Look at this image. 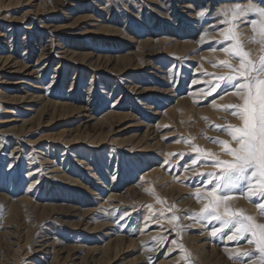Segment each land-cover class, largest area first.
<instances>
[{
	"label": "rangeland",
	"instance_id": "374dc122",
	"mask_svg": "<svg viewBox=\"0 0 264 264\" xmlns=\"http://www.w3.org/2000/svg\"><path fill=\"white\" fill-rule=\"evenodd\" d=\"M248 3L264 7V0H0V47L4 49L0 56L10 52L9 42L13 43L11 51L18 55L20 46L28 50V63L20 73H5L14 70L13 61L20 63L21 56L14 58L15 54L3 68L5 71H0V139L10 140L4 148L0 145V164L3 159L8 160L14 146L17 148L13 156L20 154V175L11 187L13 198L21 202L35 195L45 196L48 184L58 189L49 195L60 196L64 189L81 197L73 201L74 209L64 213L42 214L39 208L25 207L27 212L20 211V216H24H18L10 227L12 231L17 228L13 238L5 233V226H0V255L9 253L5 245L8 241L15 246L24 243L25 223L29 222L32 227L28 229L36 233L29 246L36 251L24 263L37 259V264H51L55 256L53 264H81L83 257L84 264H104L101 248L108 242L114 244L113 240L121 234L124 241L109 264H186L182 259L184 252L177 245H183L192 264H209L210 260L211 264L219 258L217 264H259L256 255L230 259L225 251L226 247L232 252L237 248L252 251L247 239L212 237L209 233L213 226H219L218 222L209 225L190 218L204 203L191 193L213 186L208 183L213 177L207 175L213 171L211 162L199 160L193 165L196 154L192 145L211 150L221 159H230L221 152L220 145L205 137H218L235 147L230 136L210 125L241 123L230 111L213 107L242 103L226 82H219L215 92L205 95L209 82L215 83V78L205 73L219 76L231 71L213 64L225 59L234 67L240 63L221 50L231 42L217 43L222 41L224 26L220 24L223 17L217 19L216 14L223 7ZM201 11L206 12L204 17L197 15ZM250 18L256 17L250 14ZM104 24L110 30L100 29ZM18 26L27 29L22 33ZM7 28L15 29L14 33L4 34ZM236 31L248 58L256 62L262 52L259 42L249 40L254 35L251 24L241 21ZM202 33H206L203 42ZM41 49L47 53L37 62ZM58 50H65V58L59 57L61 53L55 54ZM134 65L139 68L133 70ZM123 66L125 69L120 71ZM36 69L41 71L42 81L34 79L36 74L32 71ZM28 72L32 76L26 78ZM51 79L55 83L45 97L40 87L47 86ZM38 94L44 97L37 98ZM49 100L60 104L48 105ZM112 109L115 116L104 115ZM9 128L19 134L9 133ZM184 138L191 143L183 142ZM4 149L8 151L4 153ZM173 153L176 155H170ZM13 168L11 164L6 188L11 186ZM29 172L32 181L43 176L40 185L27 188L28 179L23 175ZM3 174L2 166L0 185ZM52 176L58 181H53ZM48 177L51 181L46 184ZM73 179L81 187L70 185ZM145 189L154 190L165 203H158ZM238 192L233 190L235 196H241ZM67 196L66 202L72 199ZM173 204V212L179 217L176 230L169 223L173 212L167 211ZM249 205L258 215L256 202ZM231 206L238 209L237 205ZM5 207L0 206V223ZM81 218V224L71 227ZM85 221L91 227L96 222L105 225L100 232H89L83 229ZM43 230L47 235H43ZM172 239L176 243L169 247ZM148 247L151 251L146 250ZM195 247L202 256L196 254ZM39 248L41 252L37 251ZM88 249L94 250L86 253ZM112 254L113 249L108 256L113 257Z\"/></svg>",
	"mask_w": 264,
	"mask_h": 264
},
{
	"label": "snow or ice",
	"instance_id": "6c2138e0",
	"mask_svg": "<svg viewBox=\"0 0 264 264\" xmlns=\"http://www.w3.org/2000/svg\"><path fill=\"white\" fill-rule=\"evenodd\" d=\"M255 16L256 18H250ZM199 17L206 15L205 11L197 14ZM220 19V24L224 27L221 30L222 41L217 43L231 42L224 51L231 58H238L239 67H234L229 60H219L213 67L223 66L229 68V73L216 76L214 73H205L213 76L215 83L209 82L208 90L205 95H211L220 86L219 82L227 83L228 87L234 89L242 103L236 105H213L218 110L230 111L237 117L241 123L239 126L226 123L224 125L211 124L217 131H224L235 144L232 147L227 140L218 137H205L212 143L221 146V152H224L230 159H221L219 155L211 150L203 149L199 145H192L193 153L196 154L192 159L195 165L199 160L210 161L213 171L207 173L213 177L208 183L213 186L205 188L203 192L200 188L193 195L198 202L204 201L199 212L192 213L190 218L197 221H205L207 224L218 222L219 226H213L209 233L212 237L227 235L230 241H238L241 238L247 239L253 250H235L234 252L225 249L230 259L237 257H251L256 255L259 264H264V223H259L252 215H248L244 209H234L231 201L236 197L233 190L239 191L242 198L249 202H256L259 215L264 216V7H258L255 4L247 5L234 4L229 7L218 9L216 18ZM243 21L252 26L253 36L250 41L259 42L262 54L256 62L249 59V53L244 51L242 43L239 41L236 29L239 23ZM206 33L201 34L203 42ZM207 120V117H202ZM203 135V132H201ZM185 143H191V140L184 138ZM170 155H176L175 153ZM182 155V154H181ZM203 183V182H201ZM152 194L158 203H165L154 190L145 189ZM258 201V202H257ZM147 207L151 208V205ZM175 205L167 208L168 212H173ZM3 210L0 209V215ZM163 215V212H161ZM179 219L174 212L169 219V223L174 224ZM207 226V225H206ZM229 230L225 233V230ZM154 239H157L154 237ZM175 244L176 242L173 241ZM183 252L182 259L186 264H191L190 254L183 249V245H177Z\"/></svg>",
	"mask_w": 264,
	"mask_h": 264
},
{
	"label": "bare ground",
	"instance_id": "6f19581e",
	"mask_svg": "<svg viewBox=\"0 0 264 264\" xmlns=\"http://www.w3.org/2000/svg\"><path fill=\"white\" fill-rule=\"evenodd\" d=\"M186 7V6H185ZM11 25V24H10ZM42 25V24H41ZM19 27V26H18ZM109 27L110 26H108V25H103L100 29H106V30H110L109 29ZM14 28V27H13ZM27 28H22L21 29V27H19V31H21L22 33H24V30H26ZM30 29V28H29ZM8 31H13L12 32V34L14 33V31H15V29L13 30V29H11V28H7V30H6V32L4 33V34H7V32ZM17 31V30H16ZM28 33V32H27ZM35 33V32H34ZM42 33V32H41ZM25 34H26V32H25ZM30 35V37H32V34L31 33H29ZM46 34V33H45ZM2 36H3V34H2ZM42 36V35H41ZM5 37H7V36H5ZM4 37V38H5ZM24 37V36H23ZM23 37H21L20 39H22ZM11 38V37H10ZM11 40V39H10ZM9 40V41H10ZM31 40V39H30ZM14 42V41H13ZM10 43V45H8V50L10 51L8 54H6V55H4L3 54V56H0V71H2V72H4L5 71V69H3L5 66H7L8 65V63H10L12 60H13V56H14V54H15V57L14 58H16V57H20V63H18V60H15V61H13V63H15V67L14 66H11V67H14V70L13 69H11V70H13V71H10L9 72V70H8V72H5L6 74H14V73H20L21 71H22V69H24V68H26V64L28 63L27 62V60L25 59L26 57V52H28V50L26 51V49L25 48H22L21 46L18 48V50L20 49V55H18V54H16V53H14V52H12L11 50H12V46H13V43L11 44V42H9ZM21 43V45H24L22 42H20ZM25 43V42H24ZM42 43V42H41ZM38 45V44H37ZM31 46V45H30ZM56 46H58V45H56ZM2 47L3 46H1L0 47V55H2V52L4 51V49H2ZM62 47V46H61ZM58 48V49H63V48ZM39 48V47H38ZM42 48V47H41ZM49 48V47H48ZM52 48V47H51ZM57 48V47H56ZM17 49V46H16V48L14 49V50H16ZM45 49V48H44ZM49 50V49H48ZM31 51V49L29 50V52ZM18 52V51H17ZM35 52V51H34ZM55 52V51H54ZM31 53V52H30ZM47 53V52H46ZM44 51H42V49H41V52H39V54H38V57H37V62L42 58V57H44V55L46 54ZM60 54L61 53V56H59L60 58L61 57H64V53H66L65 52V50H63V51H57V53L55 52V54L57 55V54ZM31 54H33V53H31ZM69 54H70V52H69ZM68 54V55H69ZM13 55V56H12ZM92 55V54H91ZM29 56V55H28ZM31 57V56H30ZM85 57V56H84ZM55 58V57H54ZM65 58V57H64ZM71 58H72V56H71ZM97 60L99 59V57H97L96 58ZM24 60V61H23ZM31 61V60H30ZM33 61V60H32ZM36 62V61H35ZM36 62V63H37ZM17 63V64H16ZM35 63V64H36ZM35 64H34V66L33 67H35ZM91 64H92V62H91ZM60 65V64H59ZM140 65V64H139ZM139 65L137 66V67H135V65L134 66H131V68H134L133 70H135V68H139ZM35 69V68H34ZM57 69V68H56ZM123 69H125V66H123V67H121L120 68V71H122ZM43 73V72H42ZM31 74V72L29 73L28 72V75H24V76H27L26 78H28L29 76H32V75H30ZM32 74H36V76H34V79H36V80H41L42 81V75H41V71L40 70H33L32 71ZM119 74V73H118ZM120 75V74H119ZM9 76V75H8ZM53 77V76H52ZM24 78V77H23ZM31 78V77H30ZM120 79V78H119ZM40 81V82H41ZM57 81V80H56ZM92 82V81H91ZM19 83V82H18ZM53 83H55V80H52L51 79V81H50V83L49 84H47V86H41L40 88H42L41 90V93L42 92H44V96H45V94L47 93V92H50V90L49 89H52L51 87L53 86ZM14 84V83H13ZM91 84V83H90ZM52 91V90H51ZM143 93V92H142ZM136 94V93H135ZM141 94V93H140ZM33 96V95H32ZM41 96H43V95H40V94H38V95H36V97L37 98H41ZM43 96V97H44ZM46 97V96H45ZM48 97V96H47ZM13 98V97H12ZM12 98H10L11 99V101H14V100H12ZM5 99H7V98H5ZM9 99V98H8ZM7 99V100H8ZM14 99V98H13ZM16 99V98H15ZM44 100H45V98H44ZM7 102V101H6ZM46 102V101H45ZM47 103H49L48 105H53V106H55V105H57V103H59V102H53V101H47ZM64 103V102H63ZM60 104V103H59ZM89 104V103H88ZM164 105H165V103H163ZM44 105H45V103H44ZM47 105V104H46ZM63 105V104H62ZM65 106H66V104H65ZM72 106V105H71ZM102 106V105H101ZM62 108V107H61ZM86 108V107H85ZM72 109H74V110H72V111H75L76 109L75 108H72ZM79 109V108H78ZM77 109V110H78ZM81 110V109H80ZM79 113V112H78ZM105 116H115V114H114V111H113V109L112 110H109L107 113H105L104 114ZM116 116H119V117H121L122 118V115L120 116V114H116ZM123 117H125V116H123ZM195 122V121H194ZM19 131V130H18ZM24 131V130H23ZM8 132L10 133H13V132H15V129H13V128H9V130H8ZM17 135V134H19V133H17V130H16V133H13V135ZM11 138V137H10ZM4 139V138H3ZM1 140L0 139V141H1V143H0V145H2V147L4 148V146H7L6 144L7 143H9V141L10 140ZM8 139V138H7ZM16 140V139H15ZM113 140V139H112ZM101 141V140H100ZM17 142H15V144H16ZM99 143V142H98ZM102 143V142H101ZM1 147V146H0ZM17 148V147H16ZM15 148V146L10 150V152H9V154L7 155V158H8V160L6 161V160H2V163L0 164V167H4L5 168V175H4V177H3V183H2V185H0L1 187H0V206H6L5 208H6V214H5V217H4V220H3V222H1L0 223V226H5L6 227V231H5V233L6 234H8V235H11L12 236V234L14 233H16V232H13V231H15V230H11L10 229V227H11V225L12 224H14L15 223V221H18V219H17V217L18 216H20V211L23 213V210H26V212H27V208H30V209H36V208H39V209H41L42 211H41V213L43 212V211H49L50 212V214H55V213H62L63 211H66V212H69V210L70 209H74V206H73V201H75L76 200V198H80L81 199V197H76L77 195H74V194H72L71 195V193L70 192H65V190L63 189V193L65 194H63V193H61V195L59 196V195H54V194H52V193H50V195H49V192H51V191H53L55 188L53 187V186H51L52 184H48V180H50L49 179V177L47 178V180H46V184H48V188H49V191L46 193L47 195H45V196H37V195H35L34 197H29V198H27V199H23L24 198V196H23V198L22 197H19V198H21V199H23V201H16L14 198H13V196H14V194H13V192H12V190H11V187L15 184V182L18 180V175H20V170H19V168H18V162H17V160H19V158H20V154L19 155H16V156H13V153L15 152L14 150L16 149ZM24 148V147H23ZM22 148V149H23ZM25 149V148H24ZM34 149V148H33ZM49 149V148H48ZM51 149H53V148H51ZM21 150V149H20ZM27 150V149H26ZM8 151V149L7 150H3V152L4 153H6ZM24 151V150H23ZM53 151V150H52ZM17 152V151H16ZM21 152V155L23 156V153H22V151H20ZM26 152V151H25ZM24 152V153H25ZM92 152V151H91ZM28 153H30V152H28ZM2 156V155H1ZM5 156V155H4ZM24 156H26V155H24ZM29 156V155H28ZM27 156V157H28ZM31 156V155H30ZM34 158V157H33ZM26 159H28V158H26ZM31 159V158H30ZM111 159V158H110ZM109 159V160H110ZM22 160V159H21ZM32 160V159H31ZM46 160V159H45ZM110 162V161H109ZM101 163V162H100ZM11 164H13L14 165V168H13V171L10 173L11 174V178H9V180H10V185L11 186H9V188L7 187H5V183H6V181H8V177L6 176L7 175V173H8V171H9V168L11 167ZM28 165H29V163H27ZM27 165V166H28ZM105 166V165H104ZM104 168V167H103ZM28 170H30V169H28ZM28 170H27V172H28ZM54 172V171H53ZM9 174V173H8ZM94 174V173H93ZM26 179H28V186H27V188H32L34 185H40L41 184V182H42V178H43V176L42 175H38L37 176V179L36 180H34V181H32V180H30L29 178L32 176V172H29V173H27V174H25V175H23ZM55 176H57V175H55ZM96 176V175H95ZM94 177V176H93ZM51 179H53V181H58V178H56V177H50ZM55 178V179H54ZM20 181H22V180H20ZM51 181V180H50ZM64 181V180H63ZM44 182V181H43ZM60 182H61V180H60ZM70 182V185H73V186H75L76 188H79V187H81L80 186V182H78V180L76 179V180H70L69 181ZM51 183V182H50ZM54 183V182H53ZM207 186V185H206ZM40 189V187L38 188V190ZM37 190V191H38ZM55 190H58V189H55ZM76 192V191H75ZM239 193V192H238ZM98 194H100V192H98ZM240 194V193H239ZM67 195H70L71 196V198L73 199H68L69 201H65V196H67ZM238 195V194H237ZM37 196V197H36ZM113 196V195H112ZM69 196H67V198H68ZM97 197V196H96ZM236 198L234 199V200H232V202L233 203H231V204H234V205H237V208L238 209H244L245 210V212L248 214V215H252V216H254L255 218H256V220L259 222V223H264V218H261L260 216L261 215H259V213H258V215H256V213L254 212V207H252L251 205L253 204V203H250L251 205H249V202H248V200H246V199H244V198H242L241 196H235ZM82 200H84V199H82ZM113 203V202H112ZM25 207H27V208H25ZM233 207V206H232ZM256 207V206H255ZM115 208V207H114ZM128 211V210H127ZM121 212V211H120ZM64 213V212H63ZM25 214V213H24ZM42 214H44V213H42ZM69 214V213H68ZM130 215V214H129ZM22 216H24V215H22ZM22 216H20V217H22ZM27 215H25V217H26ZM40 216H42V215H40ZM39 216V217H40ZM24 218V217H23ZM28 218V217H27ZM43 218V217H42ZM29 219V218H28ZM25 220V222H27V221H29V220H27L26 221V219H24ZM81 220H82V218L80 219V221L78 222V223H74V224H71V227H77L78 225H79V223L81 224ZM20 223H21V220H20ZM24 223V222H23ZM22 223V224H23ZM190 224V223H189ZM188 224V225H189ZM21 225V224H20ZM24 225V224H23ZM70 225V224H69ZM105 224L104 223H98V222H96L92 227L88 224V222L87 221H85V227L83 228L84 230H89V232H94V231H99L100 232V230L103 228V226H104ZM170 225H171V223H170ZM29 226H31L30 225V223L28 222L27 224L25 223V228H27V231L25 232V238H24V243L21 245H19L18 243V245L17 246H15L16 244H13V242H10V241H8L7 242V244H5V245H8L7 247H9V253H4V255L3 254H1L0 255V264H37L38 263V260L37 259H33V260H30V263H24V261L25 260H27V259H29V257L31 256L30 254L32 253V252H35L36 250H35V248L33 249V247H31V246H29V244H31V241H30V239H32L31 238V236L33 237V235L34 234H36L35 233V231H31V230H29L28 229V227ZM4 227V228H5ZM14 227V226H13ZM16 227H18L19 228V226H16ZM32 227V226H31ZM68 227V226H67ZM13 229V228H12ZM41 229V228H40ZM42 230V229H41ZM19 231V230H18ZM118 231H116V233H117ZM69 233H71V232H69ZM115 233V234H116ZM179 233V232H178ZM2 234H4V231H3V233ZM19 234H21V233H19ZM119 234V233H118ZM172 234H173V232H172ZM7 235V236H8ZM16 235V234H15ZM43 235H47V233H46V231H44L43 230ZM49 235V234H48ZM117 235V234H116ZM6 236V235H5ZM36 236V235H35ZM17 238H18V236H16ZM15 237V238H16ZM117 238H115V240H113V239H111V240H113L114 241V244L111 242H108V244H106V245H104L102 248H101V251H102V253H103V258H104V260L105 261H102L104 264H109V262H110V260H113V258L115 259L116 258V256H117V253L120 251V244H121V242H123L121 239L123 238V237H121V234L119 235V236H116ZM176 237V236H175ZM2 238V237H1ZM11 238V237H10ZM12 238H13V236H12ZM35 238V237H34ZM166 238V237H165ZM189 238V237H188ZM52 239H54V238H52ZM51 239V240H52ZM163 239V235H161V239L160 240H162ZM18 240V239H17ZM23 240V239H22ZM35 240V239H34ZM130 240V239H129ZM128 240V241H129ZM173 241H175L176 242V239H172V240H170V245H169V247L172 245V244H174L173 243ZM16 242V241H15ZM18 242H19V240H18ZM52 242V241H51ZM50 242V243H51ZM160 242V241H159ZM164 242V241H163ZM129 243H130V241H129ZM210 243V242H209ZM13 244V245H12ZM43 244H45V243H42V245ZM113 244V245H112ZM11 245V246H10ZM26 245H28V247H26ZM32 245H33V243H32ZM131 245V244H130ZM188 245V244H187ZM187 245H186V247H187ZM195 245V244H194ZM197 245V244H196ZM2 245H1V242H0V247H1ZM47 246H50V244H48ZM154 246V245H153ZM199 246V245H198ZM252 246V245H251ZM52 247V246H51ZM190 247V246H189ZM253 247V246H252ZM41 248H42V246H41ZM41 248H39L37 251H39V252H41L42 251V249ZM92 248V247H91ZM151 247H148V248H146V250H149V251H151V249H150ZM214 248V247H213ZM1 249V248H0ZM112 249H113V253L114 254H112L113 255V257L112 256H108L109 255V252L111 251L112 252ZM144 249V248H143ZM156 249V248H155ZM169 249V248H168ZM193 249V248H192ZM201 249H202V247H201ZM226 249H228L229 251H232L233 249L232 248H229V247H226ZM237 249H239L240 250V248H237ZM8 250V249H7ZM35 250V251H34ZM91 250H94V249H88V250H86V253H88L89 251H91ZM196 250V254L197 255H201L202 253H200V252H198L199 251V249H198V247H195V249H194V251ZM241 250H243V249H241ZM202 251H203V249H202ZM204 251H205V249H204ZM211 251V250H210ZM213 251V250H212ZM215 251V250H214ZM0 252H1V250H0ZM92 252H94V251H92ZM180 253V252H179ZM199 253V254H198ZM213 253V252H212ZM211 252H210V254H212ZM216 253V252H215ZM214 253V254H215ZM143 254V253H142ZM195 254V255H196ZM144 255V254H143ZM192 255V254H191ZM22 256V257H21ZM178 256H180V254L178 255ZM202 256V255H201ZM214 256H216L217 257V255H214ZM146 257V256H145ZM212 257H213V255H212ZM257 257V256H256ZM19 258H21V259H19ZM39 258V257H38ZM42 258V257H41ZM86 259V257H83V261L81 260V264H84V260ZM193 258H195L194 257V254H193ZM207 258H208V256H207ZM210 258L211 257H209V260H210ZM217 258H219V257H217ZM213 259V258H212ZM214 259H215V257H214ZM102 260V259H101ZM219 260H221L220 258H219ZM219 260L218 259H215L214 261H213V263H211V264H217L218 262H219ZM33 261V262H32ZM55 261V256H53L52 257V259H51V264H53V262ZM162 261V260H161ZM26 262V261H25ZM29 262V261H28ZM130 262V261H129ZM162 262H166V261H162ZM162 262H159L158 264H163ZM201 262V261H200ZM210 262H211V260H210ZM210 262H209V264H210ZM224 262V261H223ZM98 263H99V261H98ZM97 263V264H98ZM239 263V262H238ZM100 264H101V262H100ZM166 264V263H165ZM184 264V263H183ZM191 264H192V262H191ZM237 264V263H236Z\"/></svg>",
	"mask_w": 264,
	"mask_h": 264
}]
</instances>
